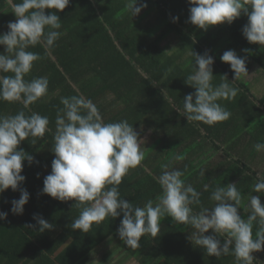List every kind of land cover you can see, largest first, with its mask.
I'll use <instances>...</instances> for the list:
<instances>
[{"label": "clouds", "instance_id": "obj_1", "mask_svg": "<svg viewBox=\"0 0 264 264\" xmlns=\"http://www.w3.org/2000/svg\"><path fill=\"white\" fill-rule=\"evenodd\" d=\"M16 17L9 21L8 31L0 34V101L17 102L22 108L15 114H0V194L6 189L20 191L19 199L11 201L13 215H22L30 193L20 187L26 177L22 175L23 162L39 163L33 155L18 146L22 141L33 138L44 139L50 132L49 117L32 111L35 104L48 93L47 76L25 77L31 72L34 62L41 56L30 48L40 45L51 48L63 35L60 31L62 12L70 0H6ZM191 5L188 21L207 31L210 26L233 23L241 15L247 16L242 35L249 43L264 46V0H188ZM128 0L127 8L131 18L138 15L146 3ZM46 9L56 11L46 13ZM179 17H174L177 21ZM243 51L247 52V49ZM193 71L186 76L185 84L195 89L183 98V110L177 109L187 122H202L213 126L230 118L231 112L219 101L234 99L239 89L230 83L227 74L221 75V83L214 85V57L207 52H192ZM228 63L234 73L231 82L248 75L246 57L229 49L220 57ZM56 114V130L51 151L54 159L51 172L43 179L42 194L66 202L75 200L81 208L79 216L71 222L73 230L88 233L93 224H100L106 218L122 215L116 230L126 246L139 248L141 238L150 234L157 237L161 218L167 216L173 222L191 226L196 231L191 240L206 251L209 256L233 255L236 264H254L255 252L264 251V173H257L255 183L245 206L247 218L239 209L242 194L237 183L216 186L209 200L212 207L201 204V192L184 179L185 172L173 168L171 162L161 164V173L149 172L160 186L155 199H148L143 206L134 205L121 196L119 185L130 169L136 168L144 159L141 150V136L127 119L105 122L96 106L83 94L60 97ZM257 152L264 151V143L253 145ZM179 159V157H176ZM205 172L201 171V175ZM209 186L204 185V191ZM200 206L194 211L193 206ZM8 212L0 211V220ZM33 219L39 231L52 229L53 225L38 214ZM31 226V225H29ZM256 226L255 234L253 228ZM211 230V234L205 235ZM222 238V239H221Z\"/></svg>", "mask_w": 264, "mask_h": 264}, {"label": "trees", "instance_id": "obj_2", "mask_svg": "<svg viewBox=\"0 0 264 264\" xmlns=\"http://www.w3.org/2000/svg\"><path fill=\"white\" fill-rule=\"evenodd\" d=\"M15 2H20V0H15ZM127 3L128 0H70L69 5L62 12H57L62 20L60 31L63 35L54 46L46 49L37 45L29 49L38 53L41 59L34 62L31 72L25 79L31 80L39 76H47L49 79L47 95L30 106L32 111L49 117L51 131L45 134L46 141L52 140L55 134L56 114L58 109L63 107L60 104V97L63 96L83 94L96 104L106 123L127 119L135 129L142 125L160 126V114L162 118L168 113L172 117L174 110L168 98H172V101L183 106V98L188 93L183 92L187 90L183 87L185 77L179 81L180 85L177 84L178 81L175 83L172 77L162 80L159 84L161 76L168 68V64L164 65L162 61L164 51L159 46V41L171 32L180 38L183 48H181V53L187 51L191 55L192 52L216 54L217 67H214L215 73L212 81L214 85L221 83L218 69L227 70L230 67L228 63L220 59L223 54L221 49L224 47L222 40L225 35L228 45L226 44L224 51L228 46L234 49H247V52L244 51V56L248 57L246 59L247 69L249 62L254 61L264 70V46L249 43L242 35V28L247 23L245 15H241L233 23L221 29L225 34L219 30L214 35L196 37L198 27L188 21L191 7L188 0H138L137 6L146 3L147 7L142 8L141 12L132 18ZM11 11L6 0H0V34L8 31L9 21L16 20ZM45 11L49 13L56 10L46 9ZM152 11H156L157 21L154 25H145L143 21L146 22L152 16L150 15L153 14ZM174 17H179V19L174 21ZM3 51L4 46L0 45V52ZM193 67L194 63L190 67L191 70ZM182 73L188 75L187 71ZM229 76L228 79L232 80L234 76L232 70ZM230 83L239 89L237 96L232 100L219 101L231 112L230 118L216 123L213 128L202 122L199 123L214 138L224 139L228 136L227 130H239L240 125L245 124L254 128V131L252 130L249 134H252L256 142L264 143V94L256 98L251 94L247 83L241 80L230 81ZM175 85L182 88L181 93H175L172 90ZM165 87H169L167 95L163 94L160 89ZM109 95H111L110 99H108ZM21 108L22 105L17 102L0 101V114H15ZM53 143L54 141L46 142L43 149L49 146L47 150H51ZM31 145L32 138H29L22 141L18 147L28 152ZM230 148L235 149L232 145ZM35 160L39 161V159ZM25 162L28 163L27 160L23 162L24 167L21 174L28 179L29 176L26 173L29 169ZM238 164H242L243 168L241 169ZM46 165L47 163L41 160L39 164L34 163L37 170L39 166ZM218 166L222 168L220 173L211 172L197 176V191L200 192L204 185L209 186L208 191L201 192L202 205L209 207L210 203H206L205 199L208 197L209 201V196L216 186H224L235 181L238 184L237 188L242 189V196L246 198L239 212L242 217L247 218L248 212L245 211V206L250 198L251 188L256 182V172L247 163L243 164L242 157H232L224 163L220 162ZM184 167L181 165L180 168ZM184 172L187 174V171ZM193 177V174L186 175L184 179L187 183H193ZM126 187L128 188L119 187L121 196L132 203L134 201L140 203L142 198L155 199L161 191L160 186L150 176L143 177V179L140 177ZM7 191L5 195L7 206H3L0 202V211L7 212L8 207L11 206L9 204L14 199L15 191L9 188ZM17 192L20 195V191L17 190ZM252 194L260 195L261 202L264 203V193ZM193 208L197 212L200 210V206L194 205ZM7 218L0 220V264H16L17 255L14 253L15 248L18 247L16 245L20 242L25 244L24 241L27 240H24V236L17 238L15 234L22 230L18 229L19 226L18 228L14 226L12 218L8 216ZM255 231L256 226L253 228V234ZM180 233L181 230L177 227L175 232L158 233L155 238L149 234L148 239L153 243L152 251L163 252L160 256L153 258L152 254L145 253L142 246L133 249L132 255L138 259L139 264H236L233 255L209 256L205 250L187 240L177 243L175 237ZM208 234H211V230L205 233V235ZM147 242L142 244L144 248L148 246ZM38 254L39 252L35 256L36 262L39 263V260L41 264H44L46 256ZM253 255L256 257L254 264H264V251L255 252ZM27 256L24 257L27 258ZM28 259L29 257L26 259L27 262L25 261L26 264H28ZM53 262L66 264L60 258L55 261L49 260L48 264H53Z\"/></svg>", "mask_w": 264, "mask_h": 264}, {"label": "crops", "instance_id": "obj_3", "mask_svg": "<svg viewBox=\"0 0 264 264\" xmlns=\"http://www.w3.org/2000/svg\"><path fill=\"white\" fill-rule=\"evenodd\" d=\"M152 12L153 14H150L152 16L148 18L146 22L143 21V23H146L145 25H154L157 21L158 17L156 11ZM227 25L228 23L226 22L213 25L210 26L207 31L198 28L195 35L196 37L214 35ZM221 31V33L225 34L224 30ZM226 38L227 36L225 35L222 40V44L224 45L221 49L222 52H224V48L228 45V39L226 41ZM159 46L164 51L162 61H164V65L168 64L167 71H164L159 84H161L162 80H167L172 77L175 83L178 81L177 84L180 85L179 81L184 77L186 79L187 75H184L182 72L187 71L188 74H190L193 70L190 68L194 63L193 56L187 51L181 53V41L179 36L174 32L164 36L159 41ZM204 48L207 47L204 46ZM229 49L235 50L239 56L246 57V59L248 58L244 56L245 53L241 49H234L228 46L227 50ZM211 56L214 57V75V67H217V59H215L216 54ZM168 61L171 62L167 63ZM218 70L220 77L221 75L227 74V77L230 78V67L227 70H223V68H219ZM240 80L250 86V92L256 98L262 97L264 94V70L259 64L250 61L248 75ZM183 84L185 85L183 87L187 89L186 91L183 90L184 93H191L195 90L191 86L185 84V82ZM160 89L165 95L169 92V87ZM172 90H174L175 93H181L182 88L175 85ZM110 98L111 95H109L108 99ZM168 100L173 106L172 110H174L172 117L168 113L166 117L162 118L160 114V126L142 125L136 128L142 138L141 146L143 147V143L149 144L142 148L144 159L141 161V164L129 170L127 175L123 177L119 187L128 188L126 187L127 185L130 186L131 183L133 184L135 180H138L140 177L142 179L146 176L152 178L149 172L159 175L161 173V164L168 162H171L173 168L187 171V174L185 173L186 175L193 174V183L190 184L196 189H198L196 183L198 180L197 176H201V171H204L205 174L211 172L220 173V170H222V168L218 166L220 162L224 163L232 157H242L243 164L245 165L247 163L250 165L256 174L264 171V151L257 152L254 149L253 145L257 142L252 134H249L252 130L254 131V128L252 129L250 128L251 126L242 124L239 130H227L228 136H226L225 139L221 137L214 138L201 123L187 122L185 116L179 115L177 109L182 111L183 106L172 101V98H168ZM207 126L213 128V126ZM231 127L232 126H230V128ZM146 135L151 137V142H147L148 138H145ZM46 140L47 137L44 139H37L35 144L32 143L28 151L35 159H39V162L40 160L43 162L45 161L47 165L44 167L39 166L37 170L34 163L29 165L25 162V165L27 164L26 167L28 166L29 169L28 173H26L29 178H26L20 187L26 189L30 193V198L28 203L24 205L23 214L13 215L10 211L12 207L11 203L9 204L11 206L7 209L8 217L12 218L14 226L17 228L19 226L18 229L21 228L22 230L15 235L17 238H23L24 236V240H27L24 241L25 244L20 242L16 245L18 246L14 250V253L17 255L16 264H26V259L28 257V264H41L39 260V263L35 260L37 259L35 256L38 252V255L46 256V262L44 264H48L49 260L55 261L57 258H60V260H63L66 264H139L138 259L132 255L133 248L126 246L123 241L119 239L116 232L122 215L114 219L110 217L106 218L105 221L100 224L94 223L88 233H83L81 230H73L70 227L71 222L79 216L81 211V208L75 204L74 199L61 202L48 194H42L43 179L51 172V162L54 159V153L51 150H47L49 146L43 149L46 142H52L53 139ZM230 145L235 149H231ZM176 157H179V159H176ZM248 158L249 160H247ZM181 165L185 167L180 168ZM238 166L241 169L243 168L242 164H238ZM239 174L242 175L241 173ZM231 183H235V181H231ZM9 189L12 190L11 188ZM203 190L204 187L200 192ZM7 192L6 189L0 194V202H2L3 206H7V197L5 196ZM149 194L150 193H148V195ZM19 197L20 195L15 191L14 199H19ZM205 200L206 203H210L209 207L213 206L214 202L208 201V197ZM146 201V199L142 198L140 203L134 201L133 204L143 206ZM245 201L246 198L243 195L241 205H243ZM194 211L197 210L194 209ZM33 214L42 216L53 225V228L44 230L43 232L39 231V225L37 221L33 219ZM159 223L160 234L164 232L169 233L171 231L175 232V229L178 227L181 233L176 234L177 237L175 238L177 239V243H182L183 240H187V242L194 244L189 238H191L192 233L196 230L191 226L173 222L172 219L167 216L161 218ZM149 237L150 235L146 234L140 241V245L143 247L145 253L152 254L151 256L153 258L162 255L163 252L161 251H152L153 243L149 241ZM176 239H174L175 243ZM146 241H148V246L144 248L142 244H146ZM26 255H28L27 258L24 257ZM53 264L59 263L53 262Z\"/></svg>", "mask_w": 264, "mask_h": 264}, {"label": "rangeland", "instance_id": "obj_4", "mask_svg": "<svg viewBox=\"0 0 264 264\" xmlns=\"http://www.w3.org/2000/svg\"><path fill=\"white\" fill-rule=\"evenodd\" d=\"M145 138H148V139H147V140H148L147 142H151V140H150L151 137H150L149 135H148V136L146 135ZM148 144H149V143H143V144H142L143 147L141 146V150H143L142 148L146 147Z\"/></svg>", "mask_w": 264, "mask_h": 264}]
</instances>
